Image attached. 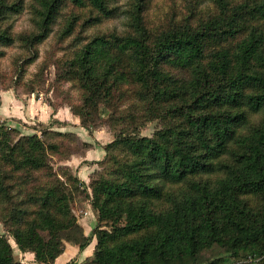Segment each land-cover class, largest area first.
I'll list each match as a JSON object with an SVG mask.
<instances>
[{"label":"trees","instance_id":"obj_1","mask_svg":"<svg viewBox=\"0 0 264 264\" xmlns=\"http://www.w3.org/2000/svg\"><path fill=\"white\" fill-rule=\"evenodd\" d=\"M184 1L154 22L151 0H129L125 10L120 0H0V46L25 48L20 79L66 18L57 41L74 37L57 81L80 96L65 106L89 132L107 116L113 136L85 184L65 163L91 144L42 123L22 136L0 121V264H22L9 237L38 264L93 241L81 264H227L203 261L214 247L264 264V0ZM25 5L33 30L15 36L9 20ZM120 16L121 31L83 34ZM152 122L161 128L140 137ZM77 198L98 217L89 236Z\"/></svg>","mask_w":264,"mask_h":264},{"label":"rangeland","instance_id":"obj_2","mask_svg":"<svg viewBox=\"0 0 264 264\" xmlns=\"http://www.w3.org/2000/svg\"><path fill=\"white\" fill-rule=\"evenodd\" d=\"M29 4L30 0H26ZM201 1V4L203 7H211L212 3L211 0H198ZM129 4V0H120V6L123 10L127 8V5ZM187 5V2L184 0H151V6L149 15L151 20L154 22H159L160 20H163L167 15H171L173 12H179L181 9H185ZM71 8L66 9V15L71 13ZM31 11L29 10V6L25 5V10L20 15L13 16L9 23L13 26V33L15 36H19L20 34H28L29 32H32L33 30V24L31 22ZM65 15V16H66ZM66 18L63 17V19H60L59 24L54 29V33L43 43L39 46V57L38 59L33 62L30 66L25 67L24 75L20 79L19 78V72L23 65V54H24V46L22 42L16 41L13 45L9 47H3L0 46V51L4 52V56H0V79L5 80L7 84L13 89L6 92H14V90H18L20 92V96H24L23 98L26 99V97H35L36 101H41L43 104H47L50 106L51 104H55L56 106H61L63 108H67V114H71V116H75L72 113L71 108H69V105H75L79 104V96L80 93L78 89H75L71 86L70 83H60L57 81V75H58V68L56 65V62L60 60L64 54L68 51H65L68 45V42L71 41V38H69L67 41L63 43H58L57 41V33L61 29L62 22L64 23ZM125 23V17L120 16L119 18L107 20L103 22L102 24L94 27L89 28L85 30L83 33L85 36L93 35L95 32H108L111 30H123ZM77 31L81 29V26L76 27ZM17 87V88H14ZM2 87L0 85V109L2 108V98L5 95V91H2ZM2 94V95H1ZM9 94V93H8ZM10 94V95H11ZM23 100V99H21ZM33 100V99H32ZM39 103V102H38ZM40 104V103H39ZM68 105V106H65ZM40 106L37 107V109L34 108H28L26 111L29 116L35 115L36 110L39 109ZM51 107V106H50ZM52 108V107H51ZM25 108H21V111ZM35 110V111H34ZM52 110L55 112V110L52 108ZM15 111H19L15 110ZM11 114H16L15 112H9L5 113L2 110H0V121L5 122L7 127L12 128L14 130H18V133L22 136L26 135H32L33 133L29 131L32 126L34 125H25L21 124L17 121V119H8L11 117ZM22 116V114H20ZM53 116V115H52ZM72 118V117H71ZM52 121L51 120L49 122ZM82 126V124L80 123ZM93 132L96 130H106V132L109 134L108 138L102 139L100 142L103 145V148L105 145L110 143L113 140V136L111 133L107 130L109 129L108 123H107V116H102L99 120H95L92 124ZM52 126L53 125H49ZM26 127V128H25ZM161 128V123L159 122H152L146 125L145 128H143L140 131V137H152L154 133ZM17 132V131H16ZM89 132V133H90ZM15 134V136L20 137L19 134ZM35 133V132H34ZM104 157H105V153ZM86 156V155H85ZM98 156H93V160H99ZM83 159H80L79 161H76L75 163L71 162L72 159L65 163L67 166H69L75 173L74 170L75 167L80 168V163H90L94 161H82ZM53 166L54 168L57 167V164L55 163V160L53 159ZM92 166V165H91ZM93 171H91V176L93 173L99 169V166L96 164V168L93 167ZM77 174V173H76ZM89 209H91L89 202L86 201V198H77L76 202L74 204V212L76 213L78 217V222L81 225V227L84 230L87 227H89L90 231L92 232L95 227L98 226V217L97 214L94 213V215H90ZM90 215V216H89ZM81 222V223H80ZM85 228V229H84ZM0 233H6V230L2 223H0ZM91 234V233H90ZM9 240L13 246V248L18 246L15 244L14 240L9 237ZM19 249V248H18ZM20 250V249H19ZM203 261L208 262L214 259L222 258L225 259V262L227 264H251V263H245L244 260H234L230 259L229 255L227 253H224V250L219 247H214L211 250L205 251L203 253Z\"/></svg>","mask_w":264,"mask_h":264},{"label":"crops","instance_id":"obj_3","mask_svg":"<svg viewBox=\"0 0 264 264\" xmlns=\"http://www.w3.org/2000/svg\"><path fill=\"white\" fill-rule=\"evenodd\" d=\"M9 93V94H8ZM5 95L2 98V110L5 113L9 112H15L16 114H11V117L8 119H17L18 122L21 124L25 125H36V123H42L46 125H53L54 130L59 131V132H72L78 135V137L81 138L82 141L91 144L93 147L87 151L86 156H78L72 158L71 162V167L72 163H75L76 161H79L80 159H83L82 161H94L90 163H83L82 162H77L80 163L79 165L81 166L80 168L75 167V171L80 178V180L88 184L90 181L91 177V171H93V167L96 168V163L101 160V158L104 157V149L103 145L100 143L102 142L101 140L107 139L109 134L106 132V130H96L93 132V134L89 133L83 126L80 125V120L76 116H71V114H67L68 110L67 108L59 107L56 112L52 110V108L47 105L43 104L41 101H36L35 97H26L24 99V96L17 97L14 92H5ZM11 94V95H10ZM2 95V94H1ZM23 99V100H21ZM33 99V100H32ZM40 104H39V103ZM36 114L29 116L27 113V109L29 108H34L37 109ZM25 108L24 110L21 111V108ZM19 111H15L18 110ZM35 111V110H34ZM67 112V113H66ZM22 114V116H20ZM53 115V116H52ZM52 121L49 122L51 120ZM72 117V118H71ZM26 128V127H25ZM34 134V131L31 127L29 129ZM97 155L98 156V161L93 160V156ZM92 165V166H91ZM90 215H94V212L89 209ZM89 215V216H90ZM81 223V222H80ZM85 229V228H84ZM90 228L87 227L85 229V235L89 236L91 231L89 230ZM95 245L96 242L93 241L91 245L86 248L84 251H81L78 247L67 244L66 249L64 250V253L57 258L54 264H71L72 262H76L77 264L83 263L85 260L88 258L92 257L94 250H95ZM14 257L17 261L21 262L22 264H38L35 258V255L33 253H24L21 250H19L17 247H14Z\"/></svg>","mask_w":264,"mask_h":264}]
</instances>
